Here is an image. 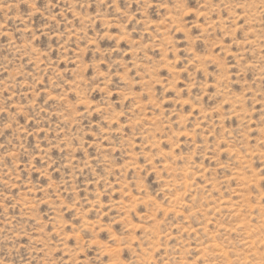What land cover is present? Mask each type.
<instances>
[{"label": "rangeland", "instance_id": "374dc122", "mask_svg": "<svg viewBox=\"0 0 264 264\" xmlns=\"http://www.w3.org/2000/svg\"><path fill=\"white\" fill-rule=\"evenodd\" d=\"M0 264H264V0H0Z\"/></svg>", "mask_w": 264, "mask_h": 264}]
</instances>
